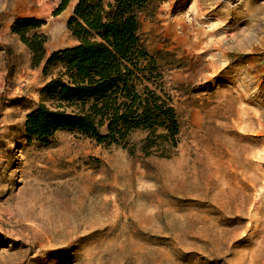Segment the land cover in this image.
I'll use <instances>...</instances> for the list:
<instances>
[{"label": "rangeland", "instance_id": "374dc122", "mask_svg": "<svg viewBox=\"0 0 264 264\" xmlns=\"http://www.w3.org/2000/svg\"><path fill=\"white\" fill-rule=\"evenodd\" d=\"M78 0H0V264H264V0H150L144 48L180 123L170 158L58 131L28 143ZM45 21V60L11 32Z\"/></svg>", "mask_w": 264, "mask_h": 264}, {"label": "trees", "instance_id": "16d2710c", "mask_svg": "<svg viewBox=\"0 0 264 264\" xmlns=\"http://www.w3.org/2000/svg\"><path fill=\"white\" fill-rule=\"evenodd\" d=\"M62 3L54 16L65 10ZM150 0H78L67 28L78 44L46 60L45 21L18 18L11 32L31 52L32 67L58 69L42 89L40 104L26 118L28 143L45 144L58 131L98 144L126 146L145 134L141 152L170 158L179 144L180 123L171 96L161 89L154 57L144 48L139 15Z\"/></svg>", "mask_w": 264, "mask_h": 264}, {"label": "crops", "instance_id": "0c3cea01", "mask_svg": "<svg viewBox=\"0 0 264 264\" xmlns=\"http://www.w3.org/2000/svg\"><path fill=\"white\" fill-rule=\"evenodd\" d=\"M63 12V11H62Z\"/></svg>", "mask_w": 264, "mask_h": 264}]
</instances>
